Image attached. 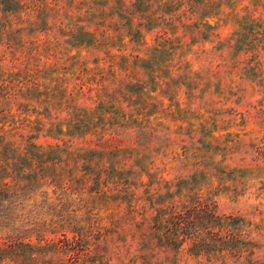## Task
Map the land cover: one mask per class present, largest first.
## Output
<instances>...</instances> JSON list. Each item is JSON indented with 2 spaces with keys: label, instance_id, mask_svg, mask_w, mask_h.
<instances>
[{
  "label": "rangeland",
  "instance_id": "obj_1",
  "mask_svg": "<svg viewBox=\"0 0 264 264\" xmlns=\"http://www.w3.org/2000/svg\"><path fill=\"white\" fill-rule=\"evenodd\" d=\"M19 1L0 0L19 183L0 243L32 264H264V0Z\"/></svg>",
  "mask_w": 264,
  "mask_h": 264
},
{
  "label": "trees",
  "instance_id": "obj_2",
  "mask_svg": "<svg viewBox=\"0 0 264 264\" xmlns=\"http://www.w3.org/2000/svg\"><path fill=\"white\" fill-rule=\"evenodd\" d=\"M40 0H25L19 1L23 11L30 10L29 5H39ZM32 11V10H30ZM34 11V10H33ZM227 63H224V72H222V76L218 83H223L227 81V77L229 71L233 70V66H227ZM231 74V72H230ZM231 85V81L229 82ZM8 164L2 163L0 164V172L7 171ZM19 189V183L17 180L11 179L10 181L7 178L0 177V222H4L7 220L9 215L12 213L10 206H15L16 208V198L17 190ZM13 208V209H15ZM225 225L219 224V228H222ZM224 238V237H223ZM230 242H233L231 239ZM235 243V242H234ZM234 244H230V246L235 247ZM70 248V241L67 237L64 238L62 246L59 249L66 250ZM23 253L28 254V256H24ZM77 252H75L74 257L77 256ZM33 252L28 244H25L23 241L9 235L6 237L4 242L0 243V264H32L33 262ZM44 264H49L48 262H42Z\"/></svg>",
  "mask_w": 264,
  "mask_h": 264
}]
</instances>
